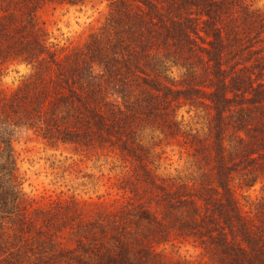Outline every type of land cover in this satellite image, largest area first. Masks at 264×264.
I'll use <instances>...</instances> for the list:
<instances>
[{
  "label": "rangeland",
  "instance_id": "374dc122",
  "mask_svg": "<svg viewBox=\"0 0 264 264\" xmlns=\"http://www.w3.org/2000/svg\"><path fill=\"white\" fill-rule=\"evenodd\" d=\"M14 1H0V9L2 4L5 12L19 13L32 0ZM80 1L41 0L32 8L41 38L58 59L94 36L103 46L113 13L136 10L132 0ZM243 1L247 12L224 9L228 48L240 53L242 62L257 55L264 62V22L252 14L264 16V0ZM141 59L145 72L173 91L167 90L165 100L162 92L134 87L118 127L124 145L112 137V145L94 140L76 147L16 129L10 158L3 151L0 159L1 182L14 186L16 194L9 196L7 212L0 210V264H232L202 233L206 219L224 222L213 205L222 196L209 96L214 75L185 47ZM31 73L28 64L1 61L0 93H11ZM221 125L223 159L230 165L238 149L229 148L232 130ZM242 166L231 167L228 184L240 213L259 225L253 212L263 180L258 170L249 175ZM244 264L259 262L253 257Z\"/></svg>",
  "mask_w": 264,
  "mask_h": 264
},
{
  "label": "trees",
  "instance_id": "16d2710c",
  "mask_svg": "<svg viewBox=\"0 0 264 264\" xmlns=\"http://www.w3.org/2000/svg\"><path fill=\"white\" fill-rule=\"evenodd\" d=\"M0 1L16 4L14 0ZM39 1L25 4L26 9L19 8V13L5 12L1 4L0 62L10 59L15 64H28L32 73L11 93H0V159L3 151L10 158V140L19 127L31 129L45 141L76 147L89 146L94 140L112 145L115 143L112 137L124 145L118 127L134 87L162 92L165 100L166 92L173 91L145 72L141 57L146 58L156 50L185 47L214 75L209 96L217 120L215 158L222 196L213 205L224 222L217 225L214 217H210L202 233L225 250L232 264H244L253 257L264 264V62L258 55L242 62L240 53L228 48L229 35L221 24L225 8L247 12L244 1L132 0L134 12L130 7L127 11H116L113 13L116 22L112 20L105 25L107 34L103 46L94 36L84 48L62 59L41 38L42 31L32 9ZM57 1L73 5L81 2ZM252 14L264 22V16L254 11ZM119 22L120 25L114 26ZM159 76L166 78L163 71ZM223 121L232 130L233 144L229 148L238 149V156L230 165L223 159L226 150L221 135ZM238 164L249 175L258 170L257 177L263 180L253 212L259 225L240 213L229 187L231 167ZM13 193L14 186H5L0 178L1 211L7 212L9 196L16 195Z\"/></svg>",
  "mask_w": 264,
  "mask_h": 264
}]
</instances>
